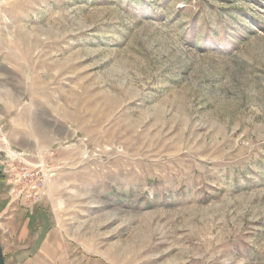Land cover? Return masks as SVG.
I'll return each mask as SVG.
<instances>
[{
	"label": "rangeland",
	"instance_id": "374dc122",
	"mask_svg": "<svg viewBox=\"0 0 264 264\" xmlns=\"http://www.w3.org/2000/svg\"><path fill=\"white\" fill-rule=\"evenodd\" d=\"M0 138L6 264H264V0H0Z\"/></svg>",
	"mask_w": 264,
	"mask_h": 264
},
{
	"label": "built area",
	"instance_id": "2783aa9c",
	"mask_svg": "<svg viewBox=\"0 0 264 264\" xmlns=\"http://www.w3.org/2000/svg\"><path fill=\"white\" fill-rule=\"evenodd\" d=\"M1 142L0 138V176L8 186L10 200L32 209L47 193L49 173L44 168V161L40 158L33 160L29 153Z\"/></svg>",
	"mask_w": 264,
	"mask_h": 264
},
{
	"label": "crops",
	"instance_id": "0c3cea01",
	"mask_svg": "<svg viewBox=\"0 0 264 264\" xmlns=\"http://www.w3.org/2000/svg\"><path fill=\"white\" fill-rule=\"evenodd\" d=\"M1 185H2V189H4V192L0 193V198L7 200V205L5 207V208H7V207H9V205H12V202H11V200H9L10 199V195H9V192H8V186L5 184V181H4L2 176H0V187H1ZM1 196H3V197H1ZM15 205H19L22 209L24 207L20 203H16ZM24 208H26V207H24ZM29 222H28V224H29ZM23 233H24V230H23ZM34 239H36L37 243H36V245H32L31 246V250L35 249V247L38 245L39 248H38L37 251H39V250L42 251L43 247H44V244L46 242L47 236L45 234L38 233L37 237H35Z\"/></svg>",
	"mask_w": 264,
	"mask_h": 264
},
{
	"label": "water",
	"instance_id": "95a60500",
	"mask_svg": "<svg viewBox=\"0 0 264 264\" xmlns=\"http://www.w3.org/2000/svg\"><path fill=\"white\" fill-rule=\"evenodd\" d=\"M3 252V246L0 243V264H6L5 254Z\"/></svg>",
	"mask_w": 264,
	"mask_h": 264
}]
</instances>
